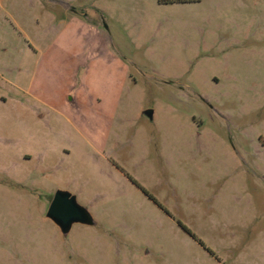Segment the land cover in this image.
Here are the masks:
<instances>
[{
	"label": "rangeland",
	"instance_id": "374dc122",
	"mask_svg": "<svg viewBox=\"0 0 264 264\" xmlns=\"http://www.w3.org/2000/svg\"><path fill=\"white\" fill-rule=\"evenodd\" d=\"M0 264H264V0H0Z\"/></svg>",
	"mask_w": 264,
	"mask_h": 264
},
{
	"label": "water",
	"instance_id": "95a60500",
	"mask_svg": "<svg viewBox=\"0 0 264 264\" xmlns=\"http://www.w3.org/2000/svg\"><path fill=\"white\" fill-rule=\"evenodd\" d=\"M153 113V110L144 112L149 118H153ZM47 217L59 227L65 236L74 224L95 225V220L87 208L79 204L77 197L66 190L56 192Z\"/></svg>",
	"mask_w": 264,
	"mask_h": 264
},
{
	"label": "crops",
	"instance_id": "0c3cea01",
	"mask_svg": "<svg viewBox=\"0 0 264 264\" xmlns=\"http://www.w3.org/2000/svg\"><path fill=\"white\" fill-rule=\"evenodd\" d=\"M53 198H54V197H53ZM52 201H53V199L50 201V205H51ZM49 208H50V207H49Z\"/></svg>",
	"mask_w": 264,
	"mask_h": 264
}]
</instances>
